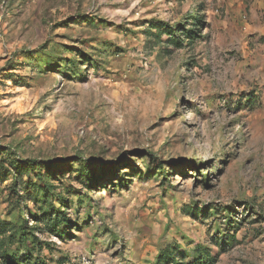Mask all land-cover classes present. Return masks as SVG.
Wrapping results in <instances>:
<instances>
[{"label":"rangeland","instance_id":"obj_1","mask_svg":"<svg viewBox=\"0 0 264 264\" xmlns=\"http://www.w3.org/2000/svg\"><path fill=\"white\" fill-rule=\"evenodd\" d=\"M264 264V0H0V264Z\"/></svg>","mask_w":264,"mask_h":264},{"label":"trees","instance_id":"obj_2","mask_svg":"<svg viewBox=\"0 0 264 264\" xmlns=\"http://www.w3.org/2000/svg\"><path fill=\"white\" fill-rule=\"evenodd\" d=\"M216 261V256L210 250L198 247L194 256L189 260L185 257L178 259L172 252H168L160 256L158 264H216Z\"/></svg>","mask_w":264,"mask_h":264}]
</instances>
